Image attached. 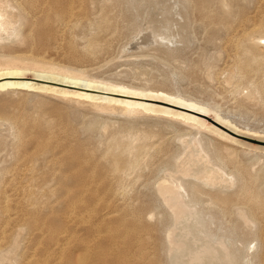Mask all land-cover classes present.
<instances>
[{
	"label": "rangeland",
	"instance_id": "374dc122",
	"mask_svg": "<svg viewBox=\"0 0 264 264\" xmlns=\"http://www.w3.org/2000/svg\"><path fill=\"white\" fill-rule=\"evenodd\" d=\"M19 1L0 8L25 32ZM256 4L88 0L94 16L39 24L46 44L35 49L98 80L209 102L249 133L241 140L262 145L252 138L264 139V62L246 52ZM212 139L176 121L0 89V181L16 168L36 185L21 207L0 208V264H264V152ZM165 179L191 189L198 208L172 218L174 196L157 190Z\"/></svg>",
	"mask_w": 264,
	"mask_h": 264
},
{
	"label": "bare ground",
	"instance_id": "6f19581e",
	"mask_svg": "<svg viewBox=\"0 0 264 264\" xmlns=\"http://www.w3.org/2000/svg\"><path fill=\"white\" fill-rule=\"evenodd\" d=\"M87 3L88 0H23L20 8L31 17L25 32L22 26H18V21L14 19L12 12L0 8V49L3 51L0 54V89L53 93L89 103L103 112L130 116L144 114L176 121L194 129L196 136L207 134L211 136V139H219L229 145H240L264 152V139L252 138V140L261 142L262 145H254L241 140V137L250 138L245 136L249 133H245L233 119L223 114L221 108L209 102L187 98L180 92L171 93L109 83L89 77L82 72H76L69 67L59 66L54 60L39 56L35 46L46 44V40L42 37V28L38 29V25H44L45 21L53 19L54 23L59 22L58 26L62 25L65 28L75 26L92 15L94 16V13L90 11L93 9L87 10ZM224 4L228 5V0H224ZM247 21L250 24V31L247 32L250 41L246 50L247 55L253 62H264V0H258L253 16ZM50 31L44 32L49 36ZM153 39L159 45L164 43L170 51L178 50L179 41L173 36L154 33ZM55 43L56 39L51 45ZM16 45L20 47L26 45L23 47L26 49L12 51ZM256 51L260 53L257 54ZM257 92L258 89L255 87L244 90L243 95L254 98ZM206 144L210 145V142ZM195 146L202 147L200 139ZM24 171L16 168L9 170L1 179L0 208L8 210L21 207L26 193L35 189L36 185L29 183L30 181L27 182L28 176ZM157 190L160 195L170 193L174 196L169 214L172 218L182 219L187 210L199 206L193 198L191 189L179 181L171 182L166 179L160 181L157 184ZM228 238L233 240L230 241L231 243L235 242L237 240L235 231ZM197 259H199L197 264H203V262L200 263V257Z\"/></svg>",
	"mask_w": 264,
	"mask_h": 264
}]
</instances>
